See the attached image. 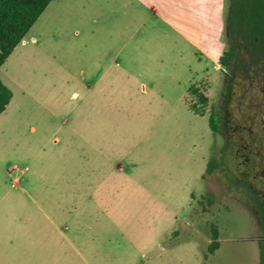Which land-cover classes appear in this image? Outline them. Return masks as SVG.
<instances>
[{
  "label": "rangeland",
  "instance_id": "rangeland-1",
  "mask_svg": "<svg viewBox=\"0 0 264 264\" xmlns=\"http://www.w3.org/2000/svg\"><path fill=\"white\" fill-rule=\"evenodd\" d=\"M227 5L51 0L0 66V264H258L264 82L225 101Z\"/></svg>",
  "mask_w": 264,
  "mask_h": 264
},
{
  "label": "trees",
  "instance_id": "trees-1",
  "mask_svg": "<svg viewBox=\"0 0 264 264\" xmlns=\"http://www.w3.org/2000/svg\"><path fill=\"white\" fill-rule=\"evenodd\" d=\"M51 0H0V66L23 39ZM227 49L219 56V63L225 69L222 91L225 101L232 93L239 77L250 81L264 80V0H228L225 15ZM12 92L0 80V114L6 109ZM205 101V97L201 96ZM208 127L216 135L221 129L219 110L211 107L207 117ZM218 165L215 156L206 163L205 173ZM212 193L206 192V203H212ZM258 219L264 233V209L258 203ZM211 240L207 253H214L220 246L219 231L211 225ZM264 264V247L260 246Z\"/></svg>",
  "mask_w": 264,
  "mask_h": 264
},
{
  "label": "flooded vegetation",
  "instance_id": "flooded-vegetation-1",
  "mask_svg": "<svg viewBox=\"0 0 264 264\" xmlns=\"http://www.w3.org/2000/svg\"><path fill=\"white\" fill-rule=\"evenodd\" d=\"M264 82V80H262ZM221 123V122H220ZM221 130V129H220ZM245 150L249 151V153L253 156V160L257 157H261L262 159H264V154L262 153L260 148H256V147H252L251 146H247L244 145L243 146ZM254 148V149H253ZM248 159V156L246 157V160ZM254 169L258 170L260 169L261 173H264V169L263 167H261L260 164H258L257 162L253 163L252 166ZM250 167V168H251ZM248 170H246L245 174H248ZM236 185H240L241 188L244 190L245 194L247 195L249 202L251 204V207L253 208L257 221H258V226L261 232V235L257 238V243H258V250H259V261L261 259V249L260 246L264 247V233L261 231V227H260V222L258 219V203H260L264 209V193L260 191V189L256 188L254 183H251L247 180H245L244 178H241L239 180V182ZM258 261V263H259Z\"/></svg>",
  "mask_w": 264,
  "mask_h": 264
},
{
  "label": "crops",
  "instance_id": "crops-1",
  "mask_svg": "<svg viewBox=\"0 0 264 264\" xmlns=\"http://www.w3.org/2000/svg\"><path fill=\"white\" fill-rule=\"evenodd\" d=\"M32 40H35V39H32ZM16 181H19L20 179L19 178H16L15 179ZM19 243H0V256H7V255H12L14 256L15 254L18 253L17 251V245ZM5 245H8V246H5Z\"/></svg>",
  "mask_w": 264,
  "mask_h": 264
}]
</instances>
